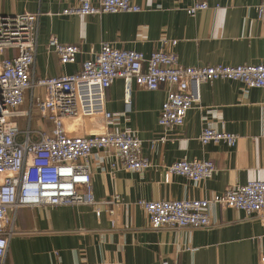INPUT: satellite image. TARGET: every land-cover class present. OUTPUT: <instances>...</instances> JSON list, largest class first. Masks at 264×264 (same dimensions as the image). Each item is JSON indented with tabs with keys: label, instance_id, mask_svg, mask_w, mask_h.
I'll use <instances>...</instances> for the list:
<instances>
[{
	"label": "crops",
	"instance_id": "0c3cea01",
	"mask_svg": "<svg viewBox=\"0 0 264 264\" xmlns=\"http://www.w3.org/2000/svg\"><path fill=\"white\" fill-rule=\"evenodd\" d=\"M133 1L139 10L79 15L61 12L75 0H0V13L38 12L36 76L78 69L102 42L145 54L163 46L173 49L183 64L264 61V18L257 17L253 8L258 0H205L207 7L193 14L185 10L193 0ZM50 35L79 44L75 62H59L48 46ZM173 38L176 43H169ZM165 93L164 84L148 89L116 77L105 89L104 100L116 119L64 118L70 133L134 131L150 164L141 171L112 169L106 150L93 148L88 158L92 191L96 198L118 194L112 217L106 210L96 215L91 205L80 202L9 210L6 229L11 232L3 264H162L163 260L258 264L264 254V214L245 216L232 206L214 204L209 208L211 226L154 229L135 201L204 197L248 179L264 178L262 90L226 78L201 82L199 101L187 110L181 124L170 128L157 121ZM127 95L130 108L125 111ZM23 103L20 109H25ZM34 121V126L51 127L44 116ZM207 121L216 129L236 133L235 142L200 143L199 130ZM163 133L166 138L157 139ZM181 157L209 158L213 170L198 181L178 173L165 178V165Z\"/></svg>",
	"mask_w": 264,
	"mask_h": 264
},
{
	"label": "built area",
	"instance_id": "2783aa9c",
	"mask_svg": "<svg viewBox=\"0 0 264 264\" xmlns=\"http://www.w3.org/2000/svg\"><path fill=\"white\" fill-rule=\"evenodd\" d=\"M207 5L205 0H193L185 10L193 14ZM253 8L257 17L264 18V0H258ZM139 9L140 5L133 0H75L61 12L86 15ZM37 20L38 12L0 13V264L11 232L6 229L11 221L9 210L22 205L80 202L91 205L96 215L106 210L112 217L118 194L96 198L92 191L88 158L93 148L106 150L112 169L141 171L149 166L148 157L141 151V140L132 130L70 133L65 128L66 117L116 119L117 115L104 106L105 89L116 77L148 89L166 86L157 119L164 128L183 122L187 110L199 101L201 82L233 79L246 87H259L264 97V61L183 64L173 49L163 46L145 54L142 50L102 42L96 52L81 61L78 69L36 76L33 61ZM169 43L175 44L176 39ZM48 46L62 64L75 62L80 52L78 43L60 42L54 35L49 36ZM25 91L29 93V106L20 109ZM129 108L127 95L124 110ZM17 115L25 117L24 128L15 119ZM39 116L51 122L49 130L38 123L31 127L32 119ZM165 138L163 133L157 139ZM198 139L200 143L222 141L232 145L236 133L216 129L207 121L200 128ZM213 167L209 158L181 157L165 165L164 176L178 173L198 181L208 176ZM135 202L145 210L148 225L154 229L211 226L214 222L209 208L214 204L232 206L245 216H262L264 178L248 179L204 197H139ZM258 264H264V254H260Z\"/></svg>",
	"mask_w": 264,
	"mask_h": 264
},
{
	"label": "rangeland",
	"instance_id": "374dc122",
	"mask_svg": "<svg viewBox=\"0 0 264 264\" xmlns=\"http://www.w3.org/2000/svg\"><path fill=\"white\" fill-rule=\"evenodd\" d=\"M38 93H40V90H39ZM23 105H24L25 109H27L28 106H29V95H28L27 91L24 92V103H23ZM33 114H36L35 108L33 109ZM15 119L18 121L20 127L24 128L26 126L25 125V117L24 116L17 115V116H15ZM34 124H35V121H34V118H33L32 121H31V127H34Z\"/></svg>",
	"mask_w": 264,
	"mask_h": 264
}]
</instances>
